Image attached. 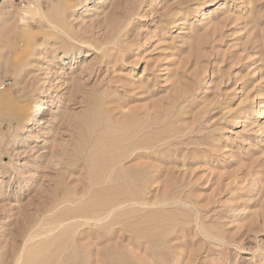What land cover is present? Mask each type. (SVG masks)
Wrapping results in <instances>:
<instances>
[{"label": "rangeland", "instance_id": "obj_1", "mask_svg": "<svg viewBox=\"0 0 264 264\" xmlns=\"http://www.w3.org/2000/svg\"><path fill=\"white\" fill-rule=\"evenodd\" d=\"M0 1V264H264V0Z\"/></svg>", "mask_w": 264, "mask_h": 264}, {"label": "bare ground", "instance_id": "obj_2", "mask_svg": "<svg viewBox=\"0 0 264 264\" xmlns=\"http://www.w3.org/2000/svg\"><path fill=\"white\" fill-rule=\"evenodd\" d=\"M94 1L95 0H81V1L77 2L78 6H79L78 8L85 6V5H88L90 3H93ZM0 4H1V1H0ZM34 13H35V10L33 9V7L27 6V8H25V10L22 11V14H23L22 16H26V15L28 16L29 14L32 16V14H34ZM42 44H44V43H42ZM47 109H48L47 105H43V104H42V106L41 105H35L32 108V110L30 111L29 119L27 118L28 121H27L26 127L24 125V127H25L23 129L24 132H29L35 125H37L36 123L40 120L41 114L44 112V110H47Z\"/></svg>", "mask_w": 264, "mask_h": 264}]
</instances>
